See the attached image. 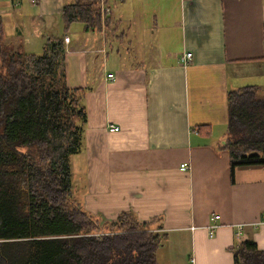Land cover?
Listing matches in <instances>:
<instances>
[{
	"label": "crops",
	"instance_id": "crops-1",
	"mask_svg": "<svg viewBox=\"0 0 264 264\" xmlns=\"http://www.w3.org/2000/svg\"><path fill=\"white\" fill-rule=\"evenodd\" d=\"M68 1L0 0V18L24 51L69 37L66 84L84 90L86 113L73 199L101 222L129 213L163 234L158 264H234L246 238L264 251V164L231 169L226 146L229 92L264 93V0H99L101 29L75 22L72 34Z\"/></svg>",
	"mask_w": 264,
	"mask_h": 264
},
{
	"label": "trees",
	"instance_id": "trees-1",
	"mask_svg": "<svg viewBox=\"0 0 264 264\" xmlns=\"http://www.w3.org/2000/svg\"><path fill=\"white\" fill-rule=\"evenodd\" d=\"M61 19L64 31H98L99 0H69ZM64 43L48 35L40 53L14 48L0 18V264H158L163 234L129 213L101 222L73 199L70 157L86 113L84 90L66 84ZM228 104L231 169L264 164V93L241 87ZM231 251L234 264H264L252 239Z\"/></svg>",
	"mask_w": 264,
	"mask_h": 264
},
{
	"label": "built area",
	"instance_id": "built-area-1",
	"mask_svg": "<svg viewBox=\"0 0 264 264\" xmlns=\"http://www.w3.org/2000/svg\"><path fill=\"white\" fill-rule=\"evenodd\" d=\"M103 8H104V13H108L109 8L106 7V5H104ZM68 40H69V37L67 35H65L64 36V41L67 42ZM181 58H182L181 61L184 62V63H186V62L190 61V59L192 58V53L189 52V51H186L185 53L182 54V57ZM111 76H112L111 73L108 74V78L109 79L111 78ZM117 129H118V126L117 125H114V124L108 125V130L111 131V132L116 131ZM180 167H181V169H187L188 168V166L185 163L184 164H181ZM217 217H218L217 215L212 216V220H215ZM215 226L216 225H212L211 226V228L209 230V233L210 234L214 232ZM235 228H236V234L237 235H240L241 234V230H242L241 225H236Z\"/></svg>",
	"mask_w": 264,
	"mask_h": 264
},
{
	"label": "rangeland",
	"instance_id": "rangeland-1",
	"mask_svg": "<svg viewBox=\"0 0 264 264\" xmlns=\"http://www.w3.org/2000/svg\"><path fill=\"white\" fill-rule=\"evenodd\" d=\"M71 27H73V26H71ZM71 27L68 29V32L70 31V33L72 34L75 30H74V28L72 29ZM61 32H63V29H61L60 33ZM44 41H45V39H44ZM36 45L37 46H30V47L26 48L25 50H27L29 52H34V53H37V52L40 53L42 50L43 41H41V43H36Z\"/></svg>",
	"mask_w": 264,
	"mask_h": 264
}]
</instances>
